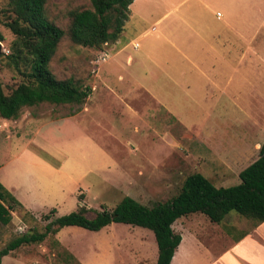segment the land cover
Returning <instances> with one entry per match:
<instances>
[{"label": "rangeland", "instance_id": "rangeland-1", "mask_svg": "<svg viewBox=\"0 0 264 264\" xmlns=\"http://www.w3.org/2000/svg\"><path fill=\"white\" fill-rule=\"evenodd\" d=\"M82 8H89L88 0L44 2L46 19L64 31L47 67L54 78L88 88L87 96L81 103L41 102L23 107L14 119L0 118V182L16 185L14 195L26 208L14 206L9 221L0 224V248L22 232H41L40 215L50 208L53 217L83 205L90 217L122 196L150 207L174 196L192 172L215 187L236 184L237 172L264 142V2H142L141 18L131 9L123 22L117 36L122 49L114 55V40L96 49L69 40V12ZM9 15L7 0H0L3 93L22 80L6 56L14 39L4 25ZM239 20L246 23L245 43L232 33ZM178 46L190 59H174ZM209 47L228 55L225 74L196 71ZM177 69L179 85L173 81ZM252 224L233 210L219 223L197 212L180 216L171 229L180 236L183 255L172 264H207L228 236ZM155 255L148 229L111 222L96 231L61 227L18 246L0 264H154Z\"/></svg>", "mask_w": 264, "mask_h": 264}, {"label": "trees", "instance_id": "trees-1", "mask_svg": "<svg viewBox=\"0 0 264 264\" xmlns=\"http://www.w3.org/2000/svg\"><path fill=\"white\" fill-rule=\"evenodd\" d=\"M45 0H7L10 12L5 27L14 35L6 55L13 70L21 77L8 93L0 86V118L14 119L23 107L41 102L81 103L89 90L79 88L69 78L56 79L48 61L64 31L44 15ZM131 0H88L89 8L69 12L66 35L75 44L99 48L117 38L128 14ZM1 39V35H0ZM238 182L225 187L213 186L197 172L187 174L179 191L169 199L146 207L128 196H122L110 209L101 207L93 215L88 208L77 206L68 213L52 216L54 208L40 215L41 232H22L0 248V258L18 246L41 241L64 226L96 231L111 222L148 229L153 236L156 255L154 264H169L180 236L171 224L180 216L200 213L208 221L219 223L233 210L255 225L264 220V142L257 156L237 172ZM20 206L0 184V224L10 219V211Z\"/></svg>", "mask_w": 264, "mask_h": 264}, {"label": "crops", "instance_id": "crops-1", "mask_svg": "<svg viewBox=\"0 0 264 264\" xmlns=\"http://www.w3.org/2000/svg\"><path fill=\"white\" fill-rule=\"evenodd\" d=\"M145 1H148V0H131V2L128 4L127 19H129V17H130L131 9H132L133 13L136 14V16L138 18H141L140 16H141V13L143 15V11L140 12L139 9H140L142 2H145ZM239 1L244 2V5H247L248 2L249 3L264 2V0H239ZM215 15H218V13L215 12ZM179 20L181 21L180 24L182 25L184 23V21H182L181 18H179ZM223 23L228 27L230 26V25H227L226 21H223ZM241 27H242V30H241ZM152 29L153 28L151 27V30ZM121 31H120L119 35L122 34ZM138 32H139V30H137L136 28L133 30L134 37L139 36L140 33H138ZM232 33L234 34V36H236L238 38L239 41H241V39H242L245 43V41L247 39L245 21L242 25L241 20H239L237 26H236V24L234 25V28L232 29ZM121 42H122V40H118V37L114 40V44L112 45L113 51H111L112 55L118 53L122 49V43ZM133 43H136V42L132 41L131 47H132ZM116 44H118V46ZM224 44H225V42L221 41V46L222 45L224 46ZM136 47H138V45H136ZM182 49H183L182 46H178L177 48H174L175 51L172 54L174 59L176 58V56L179 57L180 60H182V58L190 59V56L187 53H184L182 51ZM209 49H210L209 52H211V53L204 52L201 54L200 57H198V60H200L199 63L201 64L202 67L199 69H196V71L201 75H203V74L207 75L209 73H214V75H216L215 72H217L219 74H225L227 72V68H229V63L227 60V59H229L228 55L224 54L223 52L219 51V49H216V48H210L209 47ZM244 51H245V49H244ZM241 55H242V53H241V49L239 47V49H238V58L239 59H241ZM109 57H111V54L109 55ZM129 58L130 57H128V56L126 57L127 60H129ZM202 68H204V69L208 68V72H206L205 70H202ZM177 71H178V75H177L176 79H174L173 81L179 85L180 82H178L177 78H179L181 76V72H180V69H177ZM206 80L208 81V83L218 81V80H214V79L208 80V78ZM136 86H139V85H136ZM144 88L145 87H141V89L145 92ZM154 96H155L154 94L153 95L150 94L149 98L155 102L154 103L155 105L158 104V105L162 106L160 103L161 98L159 101ZM16 157H18V156H16ZM14 158H15V156L12 157V159H14ZM0 184L9 193V195L17 203H19L20 207L22 209L26 210V208L23 207L20 204V202H18V196L14 195V190H15L16 185L13 186L12 183H4V182H0ZM16 207H18V205ZM228 237H229L228 240H224V243H225V241H226V243L223 244L222 248H220L219 252H217L216 255L211 256V258H209L210 262H208L207 264H264V262H263V260H264V220H262L261 222L255 224V225H251L246 231H244L243 233H241L237 237H233V236H228ZM181 243H182V241L180 239L179 243L177 244V246H176V248L172 254L173 255L171 257L172 261H171V259H170L171 262L169 261L170 264H172L174 261H177L176 259L180 258V256L183 255V251L180 247ZM193 245L196 246V244L194 242H193ZM197 247L198 246H196V248Z\"/></svg>", "mask_w": 264, "mask_h": 264}, {"label": "built area", "instance_id": "built-area-1", "mask_svg": "<svg viewBox=\"0 0 264 264\" xmlns=\"http://www.w3.org/2000/svg\"><path fill=\"white\" fill-rule=\"evenodd\" d=\"M136 43H133L132 44V47L135 48L136 47ZM105 58V54H100L98 57H97V60H100V61H103Z\"/></svg>", "mask_w": 264, "mask_h": 264}]
</instances>
